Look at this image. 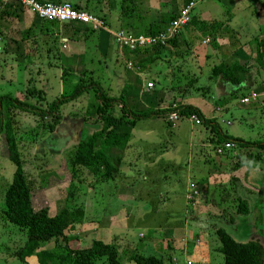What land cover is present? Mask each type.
I'll return each mask as SVG.
<instances>
[{
	"label": "rangeland",
	"instance_id": "374dc122",
	"mask_svg": "<svg viewBox=\"0 0 264 264\" xmlns=\"http://www.w3.org/2000/svg\"><path fill=\"white\" fill-rule=\"evenodd\" d=\"M144 1L134 0V3L143 6ZM48 2L59 3L57 1ZM223 7L222 2L218 0H203L197 3L193 10L209 9L212 14L222 16ZM245 17L247 19V13H239L231 19L228 25L233 27L232 25L242 21ZM37 20L39 24H45L42 20L38 18ZM251 28L256 29V24H251ZM51 29L57 28L52 26ZM235 30L237 31V27ZM112 31H108L109 34L106 33L111 35ZM253 34L251 31L250 41L247 43L252 50L257 46V41L252 39ZM37 39L41 38L38 36ZM40 41L41 44L38 45L36 42L31 43L30 47L33 50L28 51L35 55L37 53L34 58L35 62L20 60V64H17L9 56L8 47L3 43L0 35V45H3V49L7 48V55H0V94H10L41 110H46L50 101L69 91L77 81V77L73 75L74 72L78 73L74 66L77 63L76 58L74 61L72 58L68 61L69 66L71 65L70 71L73 73H66L69 71L66 60L70 58L69 53L75 52L72 46L76 45L77 41L74 40V43L71 40L58 39L54 36L46 41ZM44 43H48L51 49L47 57H43L45 52H48ZM79 46V49L83 50L81 44ZM257 48L258 51L261 50L258 46ZM207 49L212 59L209 56V60H205L200 67L198 65L195 71L196 78L192 81V89L189 90L188 98L197 99L203 104L206 102L215 108L212 119L216 121L222 134L242 139L264 138V112L254 117L249 116L244 110L245 107L238 102L237 93L230 97L228 107L231 106L224 110L223 100L227 97L220 93L223 86L219 81L210 79L211 67L216 63L213 60L216 52L213 53L209 46H206ZM221 50L223 48L219 51L222 52ZM22 52L26 54L25 51ZM113 57V53L111 57L98 56V53L92 56L91 63L85 64L84 79L85 81H97L109 95H118L122 84L124 85L128 65L119 60L114 62ZM179 76V80L173 82L174 85L183 84ZM182 76L185 77V74ZM157 85L158 82H156ZM30 88L34 91V97L27 94ZM179 98L181 97L171 99L174 102ZM95 102L93 92L88 91L61 105L59 107L60 122L52 132H47L44 128L50 120L49 116L40 119L37 114L19 109L13 110L14 134L22 168L30 182L32 207L37 209L46 206L50 214L62 207L82 211L81 216H74L72 220L74 227L69 232L75 236V239L69 243L70 247H87L93 239H99L115 247L120 264H135L128 258L133 253L153 255L161 259L162 264H187L186 262L189 264H222V255L216 250L219 243L214 234L215 227H222L236 241L243 242L253 238L264 242V197L258 199L259 202L256 200L259 187L264 189V152H261L259 157H255L256 148L235 146L225 149L222 142L208 141L209 137L214 135L210 132L209 126L192 125L185 119L182 120L192 127L188 130L187 126L182 123V132L176 135L177 139L173 143L174 145L176 143V149H174L171 137L168 138L173 132L174 124H166L160 115L158 122L137 120L130 133V142L133 143L129 146V159L132 158V153L137 146L140 148L137 152L149 149L154 153H159L164 143L167 144L169 151L164 155V161H159V165H150L151 171H147V177L143 176L145 170H142L141 166L128 170H136L134 171L136 173L128 177L129 181L133 182L134 192L131 196L130 194L125 195L133 196L134 199L133 197L120 199L118 195L121 194H118V189L115 190V194L114 192L109 194L105 188L103 192H100L99 185L102 186V182L105 181L91 175L82 167L71 165L75 143L99 127L97 117L88 115V105ZM118 109V106L114 107L116 114H118ZM188 139L193 144L191 150L190 147L186 149ZM199 140H204L202 149H200ZM143 141L146 142L143 143ZM217 147L222 149L219 154L215 153ZM200 151L209 162L201 161ZM249 155L253 156L250 158ZM171 156L177 158L176 167L165 162ZM125 157L123 155L122 164L129 162V159L126 160ZM159 166L162 167L159 177L154 179ZM211 166L219 170L217 173L223 175V181L214 184L216 190L214 196H211L212 191L205 194L203 191L200 193L198 191L197 197L200 203L191 205L196 210L195 213H189V210L188 213H184L182 209L184 205L181 201H183L182 193L186 179L189 178V175L185 176L186 168L191 169L193 173L197 167L204 170L211 169ZM119 168L124 170L123 165ZM13 169L14 166L8 160L5 145L0 138V210L3 192L11 180ZM217 173L214 176H217ZM116 183H118L117 178ZM119 183L123 184L122 181ZM115 188L112 187V189ZM164 194L167 195L166 201H163ZM237 195L247 202L249 212L246 216L234 214ZM202 205L205 206L201 207ZM219 212L220 219L217 220L213 214ZM230 215L234 219L231 224L227 223ZM258 216L260 220L256 221ZM189 232L192 235L197 234L199 240L194 239L195 236L189 237ZM180 235L184 236L185 242L184 240L177 241L176 238ZM24 239L25 236L21 230L0 217V264H37L34 256L25 258V263L16 258L14 253L23 244ZM195 243L201 244L199 247L201 252L192 251ZM184 246H187V249ZM45 248L52 249V244L48 243ZM93 264L106 263L104 258H100L94 260Z\"/></svg>",
	"mask_w": 264,
	"mask_h": 264
},
{
	"label": "crops",
	"instance_id": "0c3cea01",
	"mask_svg": "<svg viewBox=\"0 0 264 264\" xmlns=\"http://www.w3.org/2000/svg\"><path fill=\"white\" fill-rule=\"evenodd\" d=\"M40 1H57L59 3L67 2L72 6L75 5L79 10L85 11L90 15L95 17L96 15L103 17L104 23H102V21L97 17L103 25L102 28H94L90 25L74 22V27L72 29L73 31H78V33L75 35L77 37V43L76 45L72 46V50H75V52L69 53L70 58H67L66 60L67 68L69 69L68 74L70 72L71 74L73 73L70 71L71 65L69 66L70 63L68 62L71 61V58L72 61H74V58H76L75 62L77 63L74 66L76 68V72L80 73L81 71L85 70V64L91 63L90 59L92 56L98 53V56L111 57L113 53L114 62L119 60L123 63H130L132 66L128 67V70L124 76V85L126 86V89L123 93L125 103L131 109L140 107L171 110L170 107L172 104H180L195 107L204 118H214V107L208 105L206 102H204V100H202L204 102L203 104L197 99L195 100L188 98L190 95L189 90L192 89V81L196 78L195 71L197 70L198 65L200 67L205 60H209V56L210 58L212 57L208 49L206 50V46H209L213 53L216 52L214 53L215 55L213 58L216 63L211 67L210 73L212 75H210V79L219 81V83L223 86V89L220 93L222 95H226L227 97L223 100V107H225L224 110H227L231 106L230 105L228 107V104L230 103L229 99L230 97H233L235 93L239 95L238 102L240 103L239 100L241 97L264 89V0H218L222 2V5L224 6L222 16H219L216 13L212 14V11L209 9L200 11H194L192 9L190 13V17L192 18L191 23L181 27L174 35L175 37L173 36L174 39H172L173 41L171 40V43L167 40L164 45H155L161 46L155 52L153 49H151L154 46L144 48L145 50L139 49L137 53L127 49L126 56L123 53L124 49L114 43L111 35H108V31L123 30L130 33L131 35H134V32H138L137 35H152L145 33L158 28V32L155 34L163 33L168 27L172 18L167 23L162 21V19L171 16L175 17L179 10L185 5L186 0H145L143 6L134 3L133 7L127 6L122 11L121 5H125V3H123L125 0ZM4 5L5 3L0 0V12ZM7 9H10L7 13H0V25L3 30H1L2 32L0 31V35L3 38V43L8 47V49H6L8 50L9 56L13 58L14 63L20 64V60L24 62L29 61V63L35 62L34 58L37 56V53L35 55L31 52H28L33 50L31 49L32 47H30L31 43L36 42L37 45L41 44L40 40L46 41L51 36L65 40V38L62 37L60 33H56V31H53L51 27H48L46 24H39L35 14L29 9L24 7L20 12L19 10H14L13 8ZM242 12H244V14H248L247 19L245 17L242 21L235 23L232 25L233 27H230L228 24L230 23L231 19ZM4 21H7V23H4ZM251 24H256V29H254L255 27L251 28ZM149 26H151L152 29H149ZM235 27H237V31L235 30ZM251 31L254 33L252 39L255 42L257 41V46L259 49H261L260 51H258L257 46L255 49L253 47L252 50V48L247 45V43L250 41L249 36ZM20 32H22V36H20ZM17 33H19V36H17ZM38 36L41 38L40 40L37 39ZM71 41L74 42L73 39ZM78 43L81 44L83 50L79 49L80 44ZM26 46L30 48H25ZM44 46L47 48L48 52H45L44 56L42 54L41 55L43 57H47L51 53V49L48 43H44ZM3 48V45H0L1 56L7 55L6 49ZM220 48H223V50H221L222 52L219 51ZM22 51H25L26 54ZM110 51H112V53ZM23 56L24 58H22ZM234 60L243 62L246 65V72L244 73L242 81L239 84H231L227 80L221 78L220 75L218 76L213 74L214 68L216 69V67L220 64H229ZM257 61H259V64ZM164 64L166 66H164ZM72 70L74 71L73 68ZM78 73L74 72L73 75L78 78ZM182 74H185V77L182 76ZM153 75H155L157 78ZM178 76L181 80H183V84L178 83L177 85H174L173 82L175 80H179ZM155 79H157V81ZM148 82H150L152 86L148 91H144L145 84ZM156 82H158L157 86ZM172 97L181 98H179L178 101L172 102ZM240 104L245 107L244 110L247 114H249V116L253 115L254 117L261 115L264 112V97H259L252 102L249 101L248 103ZM167 113H164L160 116H162L166 124L171 125V123H168L166 120ZM144 120L158 122L159 115ZM185 122L186 121L182 119L175 122L173 132L168 136V138L171 137L172 139V145L174 149H176V143L175 145L173 143L177 139L176 135L182 132V123L185 124L184 126H187L188 130H190V127H192L187 122ZM198 126H203V124ZM130 137L131 135L129 136L126 147L123 151V155L126 156V160L129 159L130 155L129 146L133 143L130 142ZM210 138L211 137H209L208 141H210ZM146 141H143V143ZM203 142L204 140L200 141L199 143L200 149L203 148ZM191 145L193 144L190 142V139H188L186 149L190 147L191 150ZM161 147L162 148H160L161 150L159 153H154L149 149H142L144 151L137 152V149L139 148L137 146V148L132 153V158L128 160L129 162H125L124 164H122V160L124 159L122 156L120 165L124 166V170H120V168H118V172L114 175L113 179L102 182L103 185H99V188H101L100 192H103L105 188L109 194L113 192L115 194V190L118 189V194H121L118 195L120 199H131L133 196H130L134 192L132 188L133 182L129 181L128 177L130 175L132 176V173H136L134 172L136 170H128L132 168L136 169L137 166H141L142 170H145V175L143 176L147 177L148 172L151 171L149 169V167H151L150 165H159V161H164V155L169 151L167 144L162 143ZM190 150L187 152L188 154L190 153ZM256 150L257 152L260 151L259 149ZM201 154V161L204 160L209 162L203 155L202 151H200V155ZM176 160V157L171 156V158L167 161L165 160V162H169V164L176 167ZM120 165L119 167H121ZM158 168L159 171L155 173L154 179L159 177V172L162 167L159 166ZM218 171L219 170H217L215 166H211V169L207 168L204 170L197 167V170L195 172L193 171V173L191 169L187 170L186 168L185 176L187 177L189 175L188 179L190 180L186 179L187 181L185 182L182 193L183 201L181 202H183L184 205V207H182L184 213H188V210L189 213H195L196 210L191 205L200 203L198 202L197 197L198 191L199 193L203 191V194L207 192L210 193L212 191L211 196H214L216 191L214 184L216 182L223 181V175L217 173ZM215 172L217 173V176H214L216 174ZM116 178L118 183H116ZM120 181L123 182L122 185H120ZM112 187L116 188L112 189ZM193 191H195L196 194H193ZM125 194H130V196L128 195L127 197ZM166 199L167 195L164 194L163 201H166ZM211 202L214 203L212 200ZM204 206L205 205H202L201 207ZM213 215L216 216L217 220L220 219V212ZM188 236H195L194 239L199 240V236L197 234L192 235L189 232ZM183 237L180 235L177 236L176 239L177 241L184 240L185 242ZM200 246V243L199 245H197V243L193 244L192 251L198 250V252H201L199 249ZM184 247L187 249V246Z\"/></svg>",
	"mask_w": 264,
	"mask_h": 264
},
{
	"label": "trees",
	"instance_id": "16d2710c",
	"mask_svg": "<svg viewBox=\"0 0 264 264\" xmlns=\"http://www.w3.org/2000/svg\"><path fill=\"white\" fill-rule=\"evenodd\" d=\"M123 3L125 5H121V11L127 6L133 7L134 0H125ZM72 7L78 9L75 5ZM7 8H13L20 12L24 7L17 2L9 1L5 3L0 13H7L10 10ZM35 17L38 18L36 15ZM96 17L104 23L102 16L96 15ZM173 17L163 18L162 21L167 23ZM191 19L190 17L187 24L191 23ZM42 21L48 27L56 26L57 29L53 31L60 33L66 40H77L75 35L78 31H73L72 29L74 22ZM149 29H152V27L149 26ZM156 32H158V28L147 31L145 34L153 35ZM133 34L137 35L138 32H134ZM174 37L169 39L168 42L171 43ZM160 47L154 46L151 49L155 52ZM123 49V53L126 56L127 49ZM138 51L139 49H136L134 53ZM257 62L259 64V61ZM245 72V63L239 62L238 60H234L229 64H220L216 69H213L214 75H220L221 78L231 84H239ZM84 74V71L78 73L77 75L79 77L76 83L71 86V89L62 93L59 98L50 101L46 110H41L10 94H0V138L5 145L6 156L14 166L11 180L3 192L0 217L2 220L23 232L25 236L24 242L14 253L16 258L23 263H25V258L31 256L36 258L37 264H93L94 260L100 258H104L106 264H120V259L112 244L104 243L99 239H93L87 247L80 248L77 246L72 248L69 246V243L75 239V236L69 232L74 227L72 220L74 216L82 215L81 210H71L62 207L55 213L50 214L46 206L37 209L32 207L30 182L23 171L14 134L13 110L19 109L35 115L37 114L40 119L49 116L50 120L44 125V128L47 132H52L60 122L59 107L76 99L82 93L92 91L96 102L88 105V115L97 117L99 127L83 136L74 145L71 165L82 167L91 175L97 176L103 181L113 179L114 175L118 172L123 151L134 123L137 120L163 115L170 111L140 107L131 109L126 105L124 100L123 93L126 89L125 85L122 86L118 95H109L97 81H85ZM27 94L34 97L33 89H28ZM38 96L37 98H39ZM115 106L119 107L118 114L114 110ZM176 111L179 115L194 114L200 119L201 124L210 126V132L214 133L210 138L211 142H222L223 144L232 142L240 148L251 147L259 149V152H256L255 155L253 154L255 157H259L261 152H264V138L258 140H243L239 137L222 134L218 124L213 119L204 118L195 107L189 105L179 104L177 105ZM253 155H249V157L251 158ZM263 194V187H259L256 193L257 202H259L258 199H263ZM235 201L234 214L246 216L249 212V207L245 199L236 196ZM259 220L260 218L258 216L256 221ZM233 221V216L230 215L227 223L231 224ZM214 234L219 243L216 250L222 255V264H263L264 242L258 239L254 240L253 238L243 242L236 241L220 226L214 228ZM48 243L52 244V249L50 250L45 248V245ZM128 258L135 264H162L161 259L142 253H133Z\"/></svg>",
	"mask_w": 264,
	"mask_h": 264
},
{
	"label": "built area",
	"instance_id": "2783aa9c",
	"mask_svg": "<svg viewBox=\"0 0 264 264\" xmlns=\"http://www.w3.org/2000/svg\"><path fill=\"white\" fill-rule=\"evenodd\" d=\"M3 3L9 1H14L22 5L23 7L32 11L39 19L45 21H58V22H78L85 25H90L94 28L103 27L101 21L88 14L85 11L73 8L69 3H53V2H39L38 0H2ZM203 0H189L185 5L179 10L177 15L171 19L168 27L163 33H158L155 35H131L130 33L117 30L112 31L111 35L117 46L121 48H126L131 51L136 49H144L152 47L155 45H164L167 40L171 39L178 30L186 25L190 20V13L194 6ZM205 42V41H204ZM128 67L130 63H127ZM131 66V65H130ZM152 84L150 82L145 84L144 91H148ZM259 97H264V89L258 92L250 93L247 96L240 98V103H248L250 100H256ZM171 110L166 115V120L168 123L174 124L180 119L187 120L192 125H200L201 121L194 114L179 115L176 111L177 105L172 104ZM235 145L232 142H226L223 144V148L230 149ZM222 149L217 147L215 153H221ZM193 194H196L193 191ZM189 264V262H186Z\"/></svg>",
	"mask_w": 264,
	"mask_h": 264
}]
</instances>
